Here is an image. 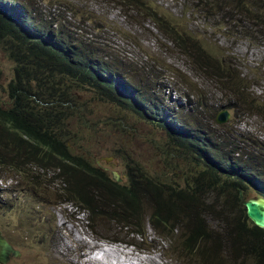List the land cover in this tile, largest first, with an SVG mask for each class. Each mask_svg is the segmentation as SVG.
<instances>
[{"label":"trees","instance_id":"16d2710c","mask_svg":"<svg viewBox=\"0 0 264 264\" xmlns=\"http://www.w3.org/2000/svg\"><path fill=\"white\" fill-rule=\"evenodd\" d=\"M5 1L18 6L21 15L17 19L2 9ZM113 2L120 8L134 6L151 18L172 46L167 51L184 56L197 76L224 96H219L220 105L213 108L198 98L195 109H208L209 121L216 124L215 113L222 109L232 113L236 123L257 115L264 118V89L260 95L253 93L259 80L244 74L238 62L228 55H215L207 42L177 28L176 20L153 12L141 0ZM187 2L207 24L224 32H230L233 25L244 27L241 37L264 44V0ZM62 7L73 11L67 5ZM87 20L77 23L83 25ZM79 26L62 14L45 19L32 0H0V48L13 62V77L6 88L8 105L0 102V171L6 168L24 180L32 177L28 181L34 184L39 177L43 184L61 181L63 185L57 188L66 196L64 201L75 202L93 224L105 220L120 228L134 225L141 236L145 219L160 237L172 236L179 229L181 250L194 263L264 264V229L248 219L243 205L248 191L264 184V157L257 155L264 148L246 145L249 139L232 133L224 137L220 129L226 124H216L220 129L213 131L196 126L193 132L187 131V118L177 110L169 111V122L158 117L155 111H160L162 95L156 97L155 89L162 75L176 80V70L166 63L141 66L126 56L109 53L106 45L99 50L89 38L76 33ZM137 69L143 71V79H136ZM67 79L81 85L79 90L91 91L97 98L165 129L167 145L185 165L179 173L182 182L162 179L128 153L121 155L125 161L123 181L89 156L75 152L67 122L78 106L73 91L63 88ZM187 111L190 117L195 114L189 107ZM48 173L51 176L47 177ZM6 192L15 193L16 186ZM211 221L222 226V232L214 231ZM4 244L1 261L16 253L8 242Z\"/></svg>","mask_w":264,"mask_h":264},{"label":"rangeland","instance_id":"374dc122","mask_svg":"<svg viewBox=\"0 0 264 264\" xmlns=\"http://www.w3.org/2000/svg\"><path fill=\"white\" fill-rule=\"evenodd\" d=\"M184 1L141 0L153 12L176 20L173 23L177 28L187 29L200 41L207 42L215 55H228L232 61L238 62V68L244 74L259 80L252 90L260 95L264 89V78L260 80L264 77V44L241 37L244 27L238 28L234 22H231L233 28L230 32L219 30L210 22L207 24ZM32 3L45 19L49 15L60 17L62 14L67 21L80 25V29H75L76 33L89 38L99 50L106 45L109 53L126 56L141 66L160 63L171 66L177 72V81L168 75L161 76L162 80L154 92L156 97L162 92V101L158 103L160 111L156 110V115L168 121L169 111L177 110L187 118L186 124L191 127L201 126L209 131L220 129L209 121L208 109H193L195 114L190 117L186 108H178V104L185 102L182 94L187 92L194 93L207 108L219 106V96H224L217 94L208 81L199 78L184 56L168 52L167 47H172L170 43L157 31L152 19L137 12L134 6L120 8L113 0H32ZM8 4L20 14L17 5ZM62 5L73 11L65 10ZM80 19L88 22L79 24L77 21ZM242 25L247 26V23L242 22ZM258 66H262L263 72ZM138 69L135 77L143 79V71L139 73ZM156 69L161 70L159 66ZM12 77L13 62L0 48V102L5 105H8L6 88ZM63 88L73 91L78 106L67 122V134L75 152L89 156L107 173L123 181L126 180L125 161L121 155L128 153L141 166L158 172L162 179L173 184L182 182L179 173L185 165L168 148L164 129L120 109L101 96L97 98L91 91L79 90L81 85L77 86L74 80L64 81ZM84 111V116H79ZM234 119L231 113L222 123L226 124L220 129L224 137L232 133L249 139L245 141L246 145L253 143L264 148L263 117L257 115L241 119L238 123ZM257 155L264 157V152ZM2 175L7 178L6 186H16L15 193L0 194L1 234L16 253L10 254L0 264H116L120 257L112 255H101L102 260L93 263L89 256L99 247L104 250L121 248L131 257H140L141 264H202L201 260L194 263L182 252L181 239L177 235L179 229L172 236L160 237L145 219L141 223L145 234L141 236L135 233L137 228L134 225L120 228L105 220L93 224L88 213L77 208L75 202H64L66 196L57 188L63 185L61 181L43 184V177H39L36 179L38 186L28 181L32 177L24 180L20 174L7 169ZM260 186L264 190V184L260 183ZM257 193L255 188L250 189L247 198ZM148 214L149 210L145 216ZM216 223L211 221L212 228L222 232V226L218 228ZM219 223L222 224L220 220Z\"/></svg>","mask_w":264,"mask_h":264},{"label":"water","instance_id":"95a60500","mask_svg":"<svg viewBox=\"0 0 264 264\" xmlns=\"http://www.w3.org/2000/svg\"><path fill=\"white\" fill-rule=\"evenodd\" d=\"M229 118L227 110H221L216 115V121L218 123L225 122ZM245 213L248 219L257 227L264 229V195L259 194L251 196L243 202ZM5 239L0 230V251L4 244ZM1 257V255H0Z\"/></svg>","mask_w":264,"mask_h":264},{"label":"clouds","instance_id":"9594fccd","mask_svg":"<svg viewBox=\"0 0 264 264\" xmlns=\"http://www.w3.org/2000/svg\"><path fill=\"white\" fill-rule=\"evenodd\" d=\"M5 3V4H4ZM3 4H2V9H4V10H6V14L7 15H11V16H13L14 18H18L20 15H21V11L19 10V8H18V6H16V4H11V5H15L16 7H17V9L20 11V14H19V12L18 13H16V11H15V9L14 8H12L9 4H8V1L6 2H4ZM9 5V6H8ZM13 9H14V11L15 12H13ZM161 93V95H162V92H159V94ZM183 95V97L185 98V102H184V104H178V106H184V108H190V110L191 109H195V106H196V102L199 100L198 99V97H195V94L193 93H190V92H187V93H184V94H182ZM222 110H226V109H222ZM221 110H219L218 112H220ZM218 112H217V114H218ZM227 112H228V110H227ZM229 113V112H228ZM217 114H215V122H216V124L217 125H220V124H222V123H224V122H222V123H218L217 121H216V115ZM230 114L231 113H229V117H230ZM169 118H170V114H169ZM164 119V118H163ZM165 120V119H164ZM166 121V120H165ZM227 121V120H226ZM225 121V122H226ZM167 122H169V119H168V121ZM185 123H186V121H185ZM185 128L187 129V131H196L195 130V128L194 127H191V126H189V125H187L186 124V126H185ZM165 130V129H164ZM166 133V132H165ZM168 146V145H167ZM168 148L169 149H171L169 146H168ZM174 152V151H173ZM175 153V152H174ZM175 155H176V153H175ZM178 158V157H177ZM179 159V158H178ZM180 160V159H179ZM181 161V160H180ZM182 162V161H181ZM183 163V162H182ZM184 164V163H183ZM6 168H3V169H1V171H0V194L2 195V194H4L5 192H6V190H8L9 188H11L13 185H11V186H6L5 184V182H7V178H6V176H3L2 175V172L5 170ZM10 172H12V171H10ZM9 179V178H8ZM10 180V179H9ZM4 182V183H3ZM15 183L17 184L18 182H16L15 181ZM8 187V188H7ZM15 187V186H14ZM259 187V189H256L257 190V195H259V194H263L264 195V190H262V187L259 185L258 186ZM7 193V192H6ZM7 195H9L8 193H7ZM255 196V195H254ZM247 199V198H246ZM245 199V200H246ZM64 202H66V201H64ZM78 208V207H77ZM82 211H84V210H82ZM85 212V211H84ZM5 239V238H4ZM5 241H6V239H5ZM6 242H8V241H6ZM9 243V242H8ZM10 244V243H9ZM11 245V244H10ZM0 253H1V251H0ZM6 261V260H5ZM0 262H4V261H1V258H0Z\"/></svg>","mask_w":264,"mask_h":264},{"label":"bare ground","instance_id":"6f19581e","mask_svg":"<svg viewBox=\"0 0 264 264\" xmlns=\"http://www.w3.org/2000/svg\"><path fill=\"white\" fill-rule=\"evenodd\" d=\"M104 247H107V246H104ZM123 251L124 250L121 249V248H113L112 247L109 250H104L103 248L99 247V248H97V250L95 251V253L93 255H90L89 256V258L91 260H93V263H95L94 261H100V260H102L101 255H105V256L112 255V256H118V258L119 257L120 258H123V259H120V258L119 259H116V264H123V263H125V264H141L143 262V261L140 260V257H135V256H132L131 257L127 253H123ZM130 253H132V252H130Z\"/></svg>","mask_w":264,"mask_h":264}]
</instances>
